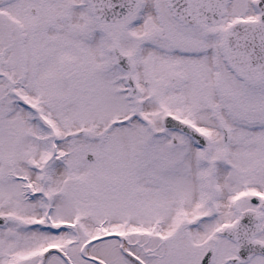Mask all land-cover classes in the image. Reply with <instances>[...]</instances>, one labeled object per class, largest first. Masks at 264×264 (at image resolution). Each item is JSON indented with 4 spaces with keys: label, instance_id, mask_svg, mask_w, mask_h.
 Instances as JSON below:
<instances>
[{
    "label": "snow or ice",
    "instance_id": "obj_1",
    "mask_svg": "<svg viewBox=\"0 0 264 264\" xmlns=\"http://www.w3.org/2000/svg\"><path fill=\"white\" fill-rule=\"evenodd\" d=\"M0 264H264V0H0Z\"/></svg>",
    "mask_w": 264,
    "mask_h": 264
}]
</instances>
